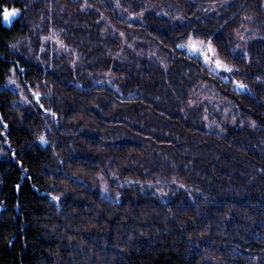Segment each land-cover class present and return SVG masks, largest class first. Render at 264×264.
Wrapping results in <instances>:
<instances>
[{
  "label": "trees",
  "instance_id": "1",
  "mask_svg": "<svg viewBox=\"0 0 264 264\" xmlns=\"http://www.w3.org/2000/svg\"><path fill=\"white\" fill-rule=\"evenodd\" d=\"M0 8V264H264V0Z\"/></svg>",
  "mask_w": 264,
  "mask_h": 264
},
{
  "label": "snow or ice",
  "instance_id": "2",
  "mask_svg": "<svg viewBox=\"0 0 264 264\" xmlns=\"http://www.w3.org/2000/svg\"><path fill=\"white\" fill-rule=\"evenodd\" d=\"M19 15V12L17 9L12 8H0V20H2L3 24L5 25H11L13 19ZM199 45V46H198ZM188 47L192 48L194 51H201L203 48H207L208 52H215V49H213L212 45L210 42H205V41H198V42H192L187 45ZM180 47H185V45H181ZM215 64V67L217 69L227 71V72H233L237 71L238 69H234L232 67H229L228 65L224 64L222 61L219 59H215L214 56L210 57L207 53L205 54V63H213ZM240 88H244L245 86L243 84H238ZM43 139V138H41ZM53 199L59 200V197H54Z\"/></svg>",
  "mask_w": 264,
  "mask_h": 264
},
{
  "label": "rangeland",
  "instance_id": "3",
  "mask_svg": "<svg viewBox=\"0 0 264 264\" xmlns=\"http://www.w3.org/2000/svg\"><path fill=\"white\" fill-rule=\"evenodd\" d=\"M198 46H199V45H198ZM212 47H213V46H212ZM213 49H214V48H213ZM201 52H202V55H203L204 59H205V54L207 53L210 57H213V56H214L215 59H219L220 61H222V60L218 57L216 51H215L214 53H212V52H208V49H207V48H203V49L201 50ZM222 62L225 64L224 61H222ZM206 64H208V66L210 65V68H212L213 70L223 71V70L217 69V68L215 67L214 62H213V63H206ZM229 67H231V66H229ZM226 77H227V76H226ZM235 85L238 86V83H237L236 81H235Z\"/></svg>",
  "mask_w": 264,
  "mask_h": 264
}]
</instances>
